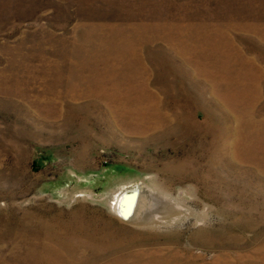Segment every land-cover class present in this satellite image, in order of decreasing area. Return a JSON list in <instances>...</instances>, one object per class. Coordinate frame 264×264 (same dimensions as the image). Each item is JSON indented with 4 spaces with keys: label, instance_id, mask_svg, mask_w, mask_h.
<instances>
[{
    "label": "rangeland",
    "instance_id": "374dc122",
    "mask_svg": "<svg viewBox=\"0 0 264 264\" xmlns=\"http://www.w3.org/2000/svg\"><path fill=\"white\" fill-rule=\"evenodd\" d=\"M0 264H264V0H0Z\"/></svg>",
    "mask_w": 264,
    "mask_h": 264
},
{
    "label": "bare ground",
    "instance_id": "6f19581e",
    "mask_svg": "<svg viewBox=\"0 0 264 264\" xmlns=\"http://www.w3.org/2000/svg\"><path fill=\"white\" fill-rule=\"evenodd\" d=\"M170 114H171V112H170ZM177 120H178V117H177ZM152 191H147V194L151 198H154V193ZM142 195L143 194H142V192L139 189H134V190H130V191H128V190L127 191H122L121 193L116 194V196L114 197V200L112 202V205L114 206V212L121 219H124V220L125 219L126 220H131L132 218L138 216L137 214H138V211L140 210V207H141V197H142ZM158 201H159L160 205H162L163 207H165V205H166L167 208H170V206L172 204L171 200L169 198H167V197H163V198L161 197V199H159ZM159 217L160 216H153L152 220H154L156 218H159Z\"/></svg>",
    "mask_w": 264,
    "mask_h": 264
}]
</instances>
